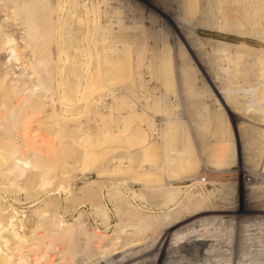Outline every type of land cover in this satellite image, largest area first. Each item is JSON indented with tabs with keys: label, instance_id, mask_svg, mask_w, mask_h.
<instances>
[{
	"label": "rangeland",
	"instance_id": "374dc122",
	"mask_svg": "<svg viewBox=\"0 0 264 264\" xmlns=\"http://www.w3.org/2000/svg\"><path fill=\"white\" fill-rule=\"evenodd\" d=\"M180 171L185 181L170 186L154 176ZM260 172L264 0H0V264H114L157 246L153 238L116 253L131 226L103 233L92 216L113 212L104 199L79 205L106 190L146 192L127 188L129 178L160 180L174 198L181 189L176 206L199 207L182 192L219 194L244 215L251 188H264L244 178ZM211 215L169 246L204 229L233 231L234 218ZM77 229L78 256L89 248L90 259L67 257Z\"/></svg>",
	"mask_w": 264,
	"mask_h": 264
},
{
	"label": "bare ground",
	"instance_id": "6f19581e",
	"mask_svg": "<svg viewBox=\"0 0 264 264\" xmlns=\"http://www.w3.org/2000/svg\"><path fill=\"white\" fill-rule=\"evenodd\" d=\"M252 152L254 151L252 150ZM245 154L248 155L249 153L246 152ZM254 154L255 153H253V155ZM247 155L246 157L249 156ZM255 155L254 157L256 159ZM257 155L259 156V154ZM253 159L252 161L248 160V162L245 163V166H247L248 168L253 167V164L256 162ZM232 163H234V161H232ZM151 165L156 166V167L159 166L158 160H154L147 166H151ZM179 167L180 166L178 165V168ZM170 168H171V165H168L167 169H170ZM181 173H182L181 171L180 173H177V175L168 173L166 181L165 179L163 180L162 175L160 176L159 173L155 172L154 176L157 178H160V180L164 184H166L167 182L166 186H170L173 183H181L182 181H185L184 179V177H186L184 174L185 172H183L184 176H182ZM189 176L193 177V180H195L197 177V174L191 172ZM258 176L264 178V172L263 173L260 172ZM141 178L142 177H134V178H129L130 179V180L128 179L129 181L127 180L128 181L127 188L128 187L131 188L133 186H139L141 190L146 191L145 193H142L139 196L131 195L132 193L129 195L128 194L129 191L128 192L122 191L125 193L116 192L117 194L113 196L111 192H108V190H106V195H105V192L101 194L102 192L101 191L99 192L98 196H95L91 201H89V203H87L86 201H82L79 203V205L84 204L85 206L96 207V205H99L100 201L104 199V201L106 202V208L110 207L113 212L107 215V217H105L104 220H100L98 215L92 216L94 223L97 221H100L97 224V228L98 230H103V233L110 232V231L120 232V230L124 228L125 226L127 225L131 226V228L125 234L123 235L120 234L121 235L120 238L123 239L124 242L130 241V244L128 245L125 244L124 246H120L119 249H121V251L119 252H116L118 250L114 247L112 250L113 253L116 252V253L122 254L125 252V250H130L132 248H138V247L144 246L147 244L145 242L146 240H150L148 241V243H150L151 239L153 238H156L159 240V241L157 240L158 241L157 246L155 245L151 247H145L138 251L124 255L120 261L114 264H150L151 262L153 264H215V262H220V263L226 262L224 260L226 259V257H229L228 258L229 260L227 259L226 260L230 264H264V221L262 224L256 223V224L249 225V226H246V225L243 226L241 224L242 220L244 221V220H249L252 218L264 217V188L263 187L257 186L254 189L251 188L250 194L247 195L246 198L244 199L246 200V203L244 202L246 204L245 206L246 214L238 215L236 213V210L241 207V204L225 206L224 204L226 202L224 200V197L222 196L219 197V194L210 195L207 197L203 194L204 192L202 193V191L201 192L199 191L197 193L191 192L189 193V195L182 192V195L184 194L186 199H188V196L189 197L193 196L195 198L194 199L192 197L193 201H196L197 199L200 198L199 199L200 204H198L199 207L195 208V206H192L193 203H190L192 200H189V199H188L189 204L187 205L184 204V202L186 201L183 200L182 203L184 204V206H181V205L176 206V203L178 204V202L176 201L175 203L173 201L177 200L178 197L180 199H183L182 197L178 196V192H180L179 190L181 189H176L177 190V197H176L177 199H176L169 192L171 188L168 190L166 189V187L164 188L155 187V185L161 182L160 180L158 181L155 179V180L145 181L143 180V178L142 179ZM262 178L250 175V176H245L244 180L248 182H252L254 185H261L262 183H264V180ZM104 179L107 183L109 181H112V177H104ZM117 179H119V177ZM236 190L234 191L236 192ZM200 195L201 196L204 195L205 197H201ZM225 196H228L227 193ZM234 213H236L237 216L231 217L232 214ZM211 214L217 215L215 218L219 217V219H217L218 221L223 220V219L225 220L229 218H234L236 221L233 225V231H231L233 233L230 234L231 233L230 232L228 234L223 235V232H225L224 229L216 228L218 229L216 230L212 228L209 231H206L204 229V231L200 232L199 234L197 233V235H194V236L188 235L185 240L182 239L184 241L180 243L181 245L179 244V247L177 249L174 248V246H169V241L172 239V236L175 233L183 232L187 228H191V227L193 228L194 226L201 224L204 221V216L211 215ZM113 223L115 224L114 226L112 225ZM207 237H218V239L208 241L206 239ZM72 238L75 239L77 248L75 250L72 249L69 252H67V257L69 256V259L71 261H77L81 258L90 259L93 257L92 251L89 248L85 250L84 252L81 251L82 256H78L79 251L77 252V249L80 248L78 246L81 245V241L84 238L80 230L74 231L72 233ZM226 239L229 241L227 242L228 243L227 245L224 244L226 242ZM55 241H56V244L59 245V247H61L64 243V241L60 239H56ZM88 241H86V244L89 245L90 247L91 241L89 242ZM133 242L136 243L135 246H133L132 244ZM206 245H208V248H211L213 250L209 254H206L203 256L200 253V248ZM83 246H85V244ZM223 247H226V251H223L224 249L222 250ZM24 248H25L24 245L22 246L16 245L14 247V250H16L17 252H20ZM227 251H229L230 253H228ZM226 252L228 254H226ZM241 255H243V258H241ZM213 257L215 258L221 257V258L218 260L217 259L215 260V259H212ZM48 260H50V258ZM106 260H107V257L101 260L100 264H103L104 262H106Z\"/></svg>",
	"mask_w": 264,
	"mask_h": 264
}]
</instances>
